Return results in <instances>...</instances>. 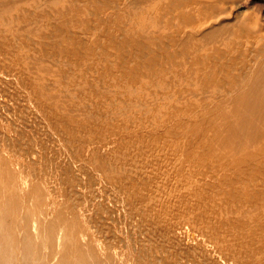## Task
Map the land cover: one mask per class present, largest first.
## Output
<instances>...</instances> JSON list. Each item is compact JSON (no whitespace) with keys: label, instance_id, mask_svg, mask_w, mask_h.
I'll use <instances>...</instances> for the list:
<instances>
[{"label":"bare ground","instance_id":"6f19581e","mask_svg":"<svg viewBox=\"0 0 264 264\" xmlns=\"http://www.w3.org/2000/svg\"><path fill=\"white\" fill-rule=\"evenodd\" d=\"M219 2L0 0V264H264V34Z\"/></svg>","mask_w":264,"mask_h":264},{"label":"rangeland","instance_id":"374dc122","mask_svg":"<svg viewBox=\"0 0 264 264\" xmlns=\"http://www.w3.org/2000/svg\"><path fill=\"white\" fill-rule=\"evenodd\" d=\"M184 1L191 3L196 0H191V1L183 0V2ZM197 1L212 3V2H216L217 0H197ZM220 1H221L219 2L220 10L222 9L226 11L225 14H228L230 18L237 15L245 17V19L249 23H251V25L253 26L255 25L257 29H259V31L264 34V0H220Z\"/></svg>","mask_w":264,"mask_h":264}]
</instances>
